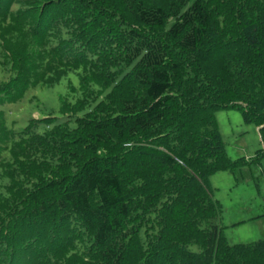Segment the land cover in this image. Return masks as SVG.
<instances>
[{
	"label": "trees",
	"instance_id": "1",
	"mask_svg": "<svg viewBox=\"0 0 264 264\" xmlns=\"http://www.w3.org/2000/svg\"><path fill=\"white\" fill-rule=\"evenodd\" d=\"M223 108L264 144V0H0V264H264L222 235Z\"/></svg>",
	"mask_w": 264,
	"mask_h": 264
},
{
	"label": "rangeland",
	"instance_id": "2",
	"mask_svg": "<svg viewBox=\"0 0 264 264\" xmlns=\"http://www.w3.org/2000/svg\"><path fill=\"white\" fill-rule=\"evenodd\" d=\"M59 91L55 86L39 94L54 103ZM215 116L228 157L239 160L233 169L217 170L209 176L213 197L222 208V235L229 244L250 243L264 238V158L255 161L264 149L260 127L246 123L233 108L219 109Z\"/></svg>",
	"mask_w": 264,
	"mask_h": 264
}]
</instances>
